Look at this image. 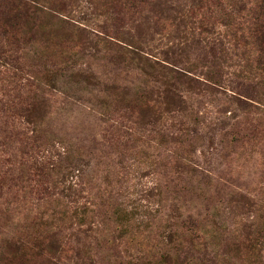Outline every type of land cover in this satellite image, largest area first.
Here are the masks:
<instances>
[{
  "label": "rangeland",
  "instance_id": "374dc122",
  "mask_svg": "<svg viewBox=\"0 0 264 264\" xmlns=\"http://www.w3.org/2000/svg\"><path fill=\"white\" fill-rule=\"evenodd\" d=\"M259 27L264 0H0V264H264Z\"/></svg>",
  "mask_w": 264,
  "mask_h": 264
},
{
  "label": "trees",
  "instance_id": "16d2710c",
  "mask_svg": "<svg viewBox=\"0 0 264 264\" xmlns=\"http://www.w3.org/2000/svg\"><path fill=\"white\" fill-rule=\"evenodd\" d=\"M260 8H261V7H260ZM262 9H263V7H262ZM256 34H258V38H257L258 42L261 40L262 43H260V44H261V45H264V27H259V28H257V32H256ZM263 49H264V48H263ZM263 49L260 48L261 53L264 52ZM258 60H259V61H258V62H259L258 65H261L260 68H261L262 71H264V55L261 56V59H260V57H259ZM249 250L251 251V246H250V249H249ZM253 253H254V251H252V255H254Z\"/></svg>",
  "mask_w": 264,
  "mask_h": 264
}]
</instances>
